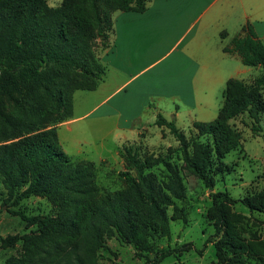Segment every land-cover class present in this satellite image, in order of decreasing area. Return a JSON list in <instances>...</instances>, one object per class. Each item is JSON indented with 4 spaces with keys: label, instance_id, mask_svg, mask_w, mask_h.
<instances>
[{
    "label": "trees",
    "instance_id": "obj_1",
    "mask_svg": "<svg viewBox=\"0 0 264 264\" xmlns=\"http://www.w3.org/2000/svg\"><path fill=\"white\" fill-rule=\"evenodd\" d=\"M148 0H0V182L3 203L18 204L31 195L46 197L53 213L27 214L35 227L20 235L0 236L1 244L20 247L2 264H99L100 250L116 235L132 244L142 264H156L183 246L159 245L170 235V220H186L176 199L186 194L184 172L208 187L216 259L206 264H264V239L246 228L245 215L232 210L241 201L264 210V186L234 197L214 190L215 175L230 165L224 155L236 147L241 131L230 119L247 112L254 132L264 113V40L246 22L225 50L237 52L246 65L260 67L251 81L230 76L223 102L210 120H194L187 135L161 112L155 123L168 128L178 146L166 152L122 145L126 168L122 187L110 190L96 181L97 163L71 157L62 147L57 124L72 113L73 92L94 89L105 73L96 51L110 44L113 12L146 8ZM225 33V31H222ZM205 139H204V138ZM178 151L179 163L168 153ZM163 169L159 172L155 168ZM172 206V212H168ZM248 231V236L243 235ZM210 240V237H208ZM149 253H152L149 255Z\"/></svg>",
    "mask_w": 264,
    "mask_h": 264
},
{
    "label": "crops",
    "instance_id": "obj_2",
    "mask_svg": "<svg viewBox=\"0 0 264 264\" xmlns=\"http://www.w3.org/2000/svg\"><path fill=\"white\" fill-rule=\"evenodd\" d=\"M112 16L110 44L99 54L103 78L77 103L74 90L72 113L57 124L62 147L79 158H87L84 119L115 138V157L142 130L168 131L155 123L158 112L180 128L213 119L223 102L215 87L242 73L240 55L224 47L246 22L264 40V0H148L142 11Z\"/></svg>",
    "mask_w": 264,
    "mask_h": 264
},
{
    "label": "rangeland",
    "instance_id": "obj_3",
    "mask_svg": "<svg viewBox=\"0 0 264 264\" xmlns=\"http://www.w3.org/2000/svg\"><path fill=\"white\" fill-rule=\"evenodd\" d=\"M46 1L53 6L61 2V0ZM96 51L100 54V46H97ZM259 73L260 67L258 65H246L242 62V73L239 77L249 82ZM85 90L78 89L75 92L76 103L80 98L79 92ZM222 90L223 86L215 87V100L223 99ZM84 121H86L87 132L85 137L88 140L84 145L86 149L84 155L87 159L97 163L96 181L105 189L113 190L124 185V181L118 175L120 170L126 168L124 157L121 154L123 144L137 143L142 152H166L168 146H172V148L178 146V140L169 130L165 131L155 126L153 130H142L137 139L125 140L115 157L114 154H111L112 151H115V138L111 134L101 136L95 132L93 122H89L87 119ZM230 122L241 131L242 138L236 147L224 155L223 159L230 167L226 172L215 175L213 188L214 190H227L232 196L239 197L245 193L257 191L264 186V113L260 114L259 124L261 127L256 132L251 128L253 121L247 112L231 118ZM190 127L185 126L181 129L189 135L191 134ZM68 149L74 151L69 146ZM168 154L172 160L181 162V159L178 158V151ZM69 155L74 159L79 158L71 153ZM101 156L107 158L99 159ZM155 169L160 172L163 166L159 165ZM184 182L186 194L183 198L176 199V203L184 207L186 220L171 219L170 235L158 238L156 243L159 245L170 243L172 246H185L179 255H167L156 264H206L216 259L214 241L218 236L214 235L213 220L207 214L208 206L211 204L209 189L200 178L187 171L184 172ZM5 196L6 191L3 183L0 182V236L20 235L24 232H30L35 227L22 219L16 210L21 209L27 214L54 212L52 203L44 196L31 195L23 198L15 205L3 203ZM231 208L243 213L245 215L243 225L254 231L257 238L264 239V210L250 211L248 206L239 200L232 204ZM168 212H172V206H169ZM242 234L248 236V231H244ZM106 243L107 247L100 250L99 264H142L144 257L140 258L135 254L132 244L121 241L116 235L109 237ZM20 244V241H16L14 246L3 245L0 240V264L8 255L15 253ZM151 254L149 253V255Z\"/></svg>",
    "mask_w": 264,
    "mask_h": 264
}]
</instances>
